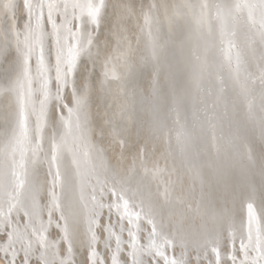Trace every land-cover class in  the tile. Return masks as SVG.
<instances>
[{"label": "snow or ice", "instance_id": "snow-or-ice-1", "mask_svg": "<svg viewBox=\"0 0 264 264\" xmlns=\"http://www.w3.org/2000/svg\"><path fill=\"white\" fill-rule=\"evenodd\" d=\"M117 7L0 0V264H264V0H135L98 83Z\"/></svg>", "mask_w": 264, "mask_h": 264}, {"label": "bare ground", "instance_id": "bare-ground-1", "mask_svg": "<svg viewBox=\"0 0 264 264\" xmlns=\"http://www.w3.org/2000/svg\"><path fill=\"white\" fill-rule=\"evenodd\" d=\"M135 0H110V3L118 5V7L114 10V15L112 17V24L110 25L111 29L105 28L100 40H99V56L96 64V72L98 75V83L103 82L104 80V72L106 70V65L108 69H114L119 73V68L117 67L115 57L119 55L118 52L115 51L117 40L121 37L124 39V48L121 51H126L128 48H136L141 47L142 45L138 43L139 31L137 21L136 9L134 8ZM139 3V0H136ZM147 3L148 0H145ZM172 2V0H169ZM179 2V0H176ZM124 6L126 8H132V15L124 19V16L121 12V7ZM120 30V37L115 36L114 33ZM111 39V44L108 42ZM93 52H96V48H93ZM123 61L121 60L120 63ZM105 91L108 92L107 101L98 108L99 115L103 116L105 111H107L108 116H116L119 112V105L121 100L116 98L117 93L120 92V88L117 81L110 82L109 85L106 86ZM130 91V90H129ZM109 105H111V109L109 110ZM97 109L94 108V111ZM125 119L127 122L131 123L130 116H126ZM257 152L259 153V143L257 142ZM163 167V162L161 163ZM257 184L260 181L259 170L257 169V174L254 177ZM234 191L235 200L237 203L233 206V215L236 216L239 213V204L238 201L241 198L240 186H239V177L238 175H233L229 180L225 187L221 189L220 195H232ZM198 223V221H196Z\"/></svg>", "mask_w": 264, "mask_h": 264}]
</instances>
